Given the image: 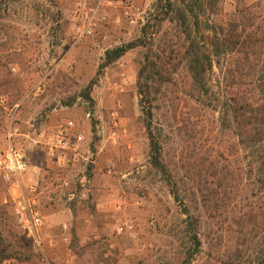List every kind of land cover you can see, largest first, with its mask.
<instances>
[{"label": "rangeland", "instance_id": "1", "mask_svg": "<svg viewBox=\"0 0 264 264\" xmlns=\"http://www.w3.org/2000/svg\"><path fill=\"white\" fill-rule=\"evenodd\" d=\"M113 1L102 9L107 22L79 43L71 39L74 0H9L0 8V140L17 127L29 167L30 159L45 165L43 178L23 188L43 217L44 253L51 264H185L188 252L187 264H256L264 250V182L255 167L263 150L243 147L230 103L237 91L257 97L264 62H255L254 79L239 77L241 51L227 41L264 38V0H171V9L158 0H132L129 9ZM188 33L212 58L206 91L187 70ZM129 43L138 44L103 65L106 50ZM144 64L153 74L151 104L138 92ZM92 79L88 100L82 91ZM67 121L82 140L61 163V151L48 148ZM41 125L52 135L24 143V130ZM151 137L165 172L154 164ZM4 186L0 264H39ZM189 227L200 240L195 251Z\"/></svg>", "mask_w": 264, "mask_h": 264}, {"label": "trees", "instance_id": "2", "mask_svg": "<svg viewBox=\"0 0 264 264\" xmlns=\"http://www.w3.org/2000/svg\"><path fill=\"white\" fill-rule=\"evenodd\" d=\"M9 0H0V8L3 4ZM164 1L165 3H160ZM181 3H184L185 0H176ZM161 8L167 7L171 9L172 3L171 0H158ZM188 8V7H187ZM192 8L184 9L182 11L181 18L183 20L182 24L186 25V15L191 13ZM191 27L189 26L188 30L190 31ZM146 30V26L143 27V32ZM189 33L187 34L189 38ZM229 45L227 46L231 51L237 52L236 55L241 51V55L236 59V69L239 77H247L254 79L257 74L255 69V62L262 60L264 62V38H253L250 34L246 35L245 38L242 36L234 37L233 39L227 41ZM138 43H129L124 46H118L113 49H108L105 51L104 63L103 65H108L113 61L120 58L129 48L136 46ZM258 45L256 50L253 52H248L247 49H242V47H249ZM184 58L186 59V65L188 73L191 77L192 83L196 86L199 91H206L207 75L212 68V58L210 54L206 51H201L196 48V42L194 39L189 38V44L185 49ZM255 65V66H254ZM144 64L138 72L137 86L138 92L141 95V99L145 97L147 103L151 104L149 98L150 91L149 88V72L146 69ZM151 75H153L150 72ZM94 79H92L87 86L83 89V96L88 100H91L90 91ZM257 97L252 95V90L249 95H246L245 92H235L231 97L230 103V112L233 122V128L237 133V136L243 145L244 148H257L262 147L263 153L259 156L256 161V171L259 173V177L264 182V75L257 76L256 80L253 82ZM240 85V82H239ZM146 129L150 135L149 126L146 125ZM151 136V135H150ZM151 149L153 153L154 164L159 166L162 171H166V168L161 162L160 151L158 149L157 143L151 137ZM188 212V211H185ZM186 220L189 218V225H192L194 219L190 214L186 215ZM188 241L190 243V248L192 250H197L200 245V240L197 237V234L192 227L188 229ZM193 252H188L184 256V263L187 264L192 256ZM256 264H264V250L261 253V256L257 260Z\"/></svg>", "mask_w": 264, "mask_h": 264}, {"label": "built area", "instance_id": "3", "mask_svg": "<svg viewBox=\"0 0 264 264\" xmlns=\"http://www.w3.org/2000/svg\"><path fill=\"white\" fill-rule=\"evenodd\" d=\"M122 7L131 8L132 0H120ZM114 5L113 0H74V9L77 14L72 27L71 39L73 43H79L84 38L95 33L98 26L107 22V15L102 13V9ZM125 14L129 16L128 11ZM134 20L130 18V23ZM72 121H67L57 130L54 140L50 142L48 148L50 155L56 156L57 150L61 154L57 157L61 163L64 162L67 153L76 151L82 140V134L71 132ZM17 128L10 125L6 136V145L0 151V182L9 186H17L21 193L14 200V212L20 227L28 236L33 238L34 244L39 250V264H51L44 253L42 241L38 230L43 226L44 221L41 212L36 205V196L25 192L22 187V177L27 171L29 164L22 150L15 144L14 137ZM35 186L29 187V192L34 194Z\"/></svg>", "mask_w": 264, "mask_h": 264}, {"label": "crops", "instance_id": "4", "mask_svg": "<svg viewBox=\"0 0 264 264\" xmlns=\"http://www.w3.org/2000/svg\"><path fill=\"white\" fill-rule=\"evenodd\" d=\"M4 99H0V103L4 102ZM18 103L14 104V107H18ZM17 128V127H16ZM18 129V128H17ZM31 129H26L24 130V132L22 133L23 138L22 140H24V143H28L30 146L32 145H36L38 144V142H41L43 140V136H50L52 135L50 133V129L49 127H45L44 125H41L40 128L35 129L34 130V134H31ZM39 131V134L37 135L36 132ZM7 136V134H6ZM6 136L2 137L0 140V151L4 149L5 145H6ZM15 139H16V135H15ZM37 146V145H36ZM36 152H38V148H35V154ZM38 154V153H37ZM27 159V157H26ZM29 159V158H28ZM44 163L43 162H38V160H32L30 159V167L28 169V171L25 173V175L23 176L22 179V186L24 188V185H28L30 183H34L36 180L42 179L43 178V174H44ZM30 182V183H29ZM2 183V182H1ZM4 189L7 191V194L9 195V197H11L13 200H15L18 195L21 193V190L19 187L15 186H9L5 183H3ZM6 193H0L1 198L4 197L3 202H6V197L7 195H5Z\"/></svg>", "mask_w": 264, "mask_h": 264}]
</instances>
